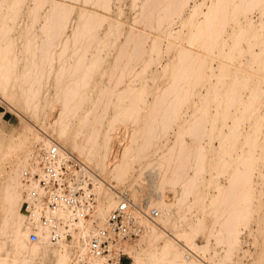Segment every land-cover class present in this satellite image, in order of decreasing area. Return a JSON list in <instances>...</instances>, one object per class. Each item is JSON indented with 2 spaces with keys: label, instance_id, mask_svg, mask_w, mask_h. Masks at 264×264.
Instances as JSON below:
<instances>
[{
  "label": "bare ground",
  "instance_id": "1",
  "mask_svg": "<svg viewBox=\"0 0 264 264\" xmlns=\"http://www.w3.org/2000/svg\"><path fill=\"white\" fill-rule=\"evenodd\" d=\"M73 1L78 3L79 0H33L32 8L28 9L31 18L30 29L21 36L23 47L18 52L13 45L14 38L9 34L10 29L20 22L23 0H12L9 5L6 4L7 0H0L2 28L0 89L4 92H15L16 96L22 99L27 110L37 111L40 107L59 105L60 109L53 119L59 135L71 141L72 149L78 156L97 162L102 173L107 171L108 176L121 184L135 168L136 163L142 165V159L148 156L152 148L157 154L161 151L155 161L150 160L147 163L148 167L154 165L157 169L154 168L155 170L152 171L157 173L155 179L160 189L155 193L158 209H154L157 210L158 215L153 220L140 217L139 209L145 211L151 209L149 206L152 199L148 206L145 202L134 200L127 192L135 206L132 214L141 227V232L137 236L138 241H143L147 236H153L152 240L160 236L157 220L161 217V213L165 216L161 218L162 222L167 223L171 219V212L176 202H166L163 199L164 187L169 186L172 190L180 187L181 196L176 201L184 207L183 205L190 202L189 197L192 195L193 198V195L198 193L200 185L204 184L205 173L212 167L207 154L216 151V147L208 149L203 145L202 141L205 137L210 139L218 137L221 146L219 145L217 151L224 152L229 157L234 151L239 150L236 141L243 139L245 144L241 147V151L248 153L249 156H244L242 153L241 159L236 158L235 168L231 170L226 180L227 184H218L219 192L217 197L212 199V203L218 202L222 205H218L212 212L214 222L221 219L225 240L232 245L237 239L241 220L247 218L250 213V209L244 205L252 193L251 172L254 167L252 154L257 146L259 151L264 153V132L262 143L257 145L264 125V117L259 112L264 101H262V80L253 79L250 74H244L240 78L239 71L232 69L225 60H231L236 54L241 53L243 51L241 44L246 42L249 48H252V45L260 46L258 53L253 55L256 64L261 68L264 67V22L258 25L249 19L250 16L248 17L256 8L264 15V0H204L201 3H197L198 0H140V14L134 20V25L124 33L118 50H115L114 59L104 73L106 75H103L107 78L95 83H92L91 77L95 69L100 66L101 52L93 53L92 59L89 60V49L82 46L104 42L103 39H97L96 33L107 18L96 13L98 11L95 9L92 11L80 8L76 25L73 26L71 34L67 35L65 30L70 26L71 15L77 8L74 6L76 4L73 5ZM110 1L83 0V4L91 3L93 6L110 9ZM135 1L138 0H132V3ZM191 2L193 4L190 6ZM46 7L48 10H45ZM241 18H243L242 22ZM177 21L180 23V29L173 31L172 26ZM38 24L39 33L33 30ZM228 26L232 27L230 32L226 29ZM120 27L119 22L111 21L109 31ZM150 29L158 30L165 35L167 50L172 51L174 55L161 70L156 72V75L166 78V82L159 86L155 85L153 90L142 84L137 89L135 82L138 76H142L152 61L157 60L162 49L159 38L152 37ZM171 38L177 39L178 43H172ZM149 42L150 54H154L155 57L151 59L150 56L140 72H136L137 68H134L133 63L136 58H143L146 53L145 45ZM183 43L197 44L206 51V54L187 48ZM214 60L217 61L215 68L212 66ZM213 76H216L214 83L211 82ZM225 78H229V81L224 82ZM122 85L124 87H121ZM203 86H206L207 94L211 93L214 102H217L221 108L220 117L224 121L231 120L227 132L223 131L224 128L215 127L219 116L218 114L210 116L208 111L210 100L206 96H200ZM50 89H54L55 94L49 95ZM244 89L249 90V97L245 101L240 96L241 90ZM135 90H138V94L151 93L152 100L148 102V99L142 96L135 101V95H131ZM221 93L224 94V99L217 100ZM249 118H254L251 130L241 134V127ZM118 123L130 124L131 131L128 134L129 140L121 149L113 150L112 140ZM47 124L49 125L50 122ZM179 124L182 128L174 144L163 149L159 141L168 137L169 129ZM46 127L45 130L48 129ZM25 133V139L30 133L32 134L30 137L32 144L27 146L25 139L19 143L14 142L7 147L4 158L0 159V172L2 175L5 173L4 182L2 181L0 187V206H6L0 231L11 229L17 255L15 258H18L17 260L22 264H29L30 258H33L30 253L39 251L40 237V242L47 243L44 245L46 248L50 247L48 244L58 245L53 249L52 254L55 255L57 264H66L64 243L71 250L69 263L76 253L85 251L86 238L96 229L91 231L88 229L93 222L92 218L99 217L104 220L115 201L112 192L104 187L103 180L98 179L99 186L96 189L99 198L98 204H95L96 176L86 164L92 172L94 204L89 216L91 219L87 218L88 220L76 224L69 241L61 238L50 243L42 234V230H36L38 239L35 242L28 240V244L25 243L24 237L32 227L19 207L25 191L33 184H25L21 174L24 169L37 171V164L52 142L47 137L32 131L30 127L25 129ZM34 145L36 147L33 148ZM110 155H114L115 160L106 170ZM6 164H9L7 170ZM221 166V170L225 171L227 164ZM214 222L207 225L201 220L199 230L208 228L212 231ZM130 241H123L115 248L125 255L126 250L135 248V245L129 247ZM193 246L197 251L203 249V246L194 244ZM2 248L3 244H0V250ZM185 251L168 241L156 264H200L192 250L187 253Z\"/></svg>",
  "mask_w": 264,
  "mask_h": 264
},
{
  "label": "rangeland",
  "instance_id": "2",
  "mask_svg": "<svg viewBox=\"0 0 264 264\" xmlns=\"http://www.w3.org/2000/svg\"><path fill=\"white\" fill-rule=\"evenodd\" d=\"M11 1L12 0H7L6 4L8 5L11 4ZM192 2L190 3V6L193 4ZM196 2L201 3L204 2V0H198ZM72 3L73 5L76 4L74 6H76L77 8L71 15L72 24L70 23V26L65 30L67 35L71 34L73 30V26L76 25V21L78 19V10L80 8H85L92 11L95 9L98 12L96 11L94 12L98 14H102L107 18V20L104 21V23L102 24V28L100 27L96 33L97 39H103L104 42L102 43L94 42L92 44L82 46L89 49L88 50L89 60L92 59L93 53L101 52L100 66L95 69V72L91 77V79L93 80L92 83H95L101 79L103 80L107 78V76H103V75H106L104 73L110 67L114 59L115 50L116 51L118 50L117 48L120 45V41L123 40L124 38V33L129 27L134 25L133 24L134 20L140 14L141 2L140 0L135 1L134 3H132V0H111L109 4V6H111L110 9H104L96 5L93 6L91 5V3L84 2L83 4V0H79L78 3L77 1L76 2L73 1ZM32 6H33V0H23L22 14L19 20L20 22L19 24L14 25L13 28L10 29L11 31L9 35L14 38L13 45L16 47V51L18 52L23 47L21 36H23L25 32L28 29H30L31 18L29 17L28 9L32 8ZM45 10H48V8L46 7ZM257 10L259 9L256 8L252 12H250L248 17L250 16L249 19L255 24L259 25L261 22H264V15L260 11L258 12ZM200 19H202V16H200ZM111 21L119 22L121 25L120 29H114L113 31H109V24ZM240 21L242 22L243 18H241ZM173 26H172L173 31L179 30L180 29L179 21L173 24ZM228 27L226 29L228 32H230L232 30V27L230 26ZM1 29L2 28L0 27V30ZM33 30L39 33L40 32L39 24L36 25V28H34ZM149 32L152 34V37L159 38L160 48H162L163 51L162 49L160 50V55L158 56L157 60L152 61L149 68L146 70L147 72L145 71L142 74L144 78H142V76H138L135 82V87L137 89L140 88L142 84L145 85L147 88L153 90L155 88V85L159 86L162 85L164 82H166V78L156 75V72L159 71V69L161 70L163 68L162 66H164L168 62V60H170L174 55L172 51L167 50L168 48L165 42L167 39L165 35L162 34V32L155 29L153 30L150 29ZM170 41L174 44L178 43L177 39L175 40V38H171ZM183 44L187 48H190L196 52L206 54V51L202 47H199L197 44H188V43H183ZM150 46H151L150 42L145 45L146 53L144 54L143 58L135 59L133 66L134 68L135 67L137 68L135 69L136 72H140L143 64L149 60L150 56H152L151 59L155 57L154 54H150ZM241 48L243 49L241 53L236 54L233 59L225 60V61L232 67V69L239 71L240 78L244 76V74H250L252 75L253 79L262 80L261 83L263 89L262 101H264V67L261 68L258 66V64H256L257 62L254 60V55H253L254 53H258V51L260 50V46L252 45V48H249V45L246 42H243L241 44ZM239 55H241L242 57ZM214 61L212 63L213 68L217 66L216 65L217 61L216 60ZM255 65L257 66L255 67ZM149 70L153 71V73ZM254 75L255 77H253ZM228 79L229 78H225L224 82L229 81ZM156 81L158 82V84H156L157 83ZM215 81H216V76L211 77V82L214 83ZM121 87H124V85H122ZM205 88L206 86L205 87L203 86V88H201L200 96H206L210 100V102L208 103V111L210 113V116L213 117L216 114H218L219 116L218 121L215 124V127L224 128L223 131L227 132L231 120L228 119L224 121V119L220 117L221 108L217 105V102H214L215 100L213 95L211 93L207 94ZM137 92L138 90H135L134 93H131V95L132 94L135 95V101L139 100L142 96H143L142 98L148 99V102L151 101L153 98L151 93L147 94V93L139 92L138 94ZM48 93L49 95H53L55 94V90L50 89ZM90 93L91 92H88V94ZM219 95L217 97V100L224 99L223 93ZM240 96L242 97L243 101L247 100L249 97V90L248 89L241 90ZM124 99L128 100V98H124ZM196 100H198L197 97ZM209 107L211 108V112ZM59 109H60L59 105H55L53 107L51 106L40 107L39 109H37V111L27 110L22 99L19 96H16L15 92L12 91L4 92L0 89V125H2L3 127L0 130V159L4 158V153L8 146L12 145L14 142L19 143L21 141H24L26 134L25 129L27 127H30L32 131H35L36 133H39L47 137L52 142H57L63 148L78 156L77 153L72 149L71 141H69L66 137H62L61 135H59L58 127L55 124H53V119L54 117L57 116ZM260 109H259L260 115L264 117V103L263 105H261ZM233 110L234 109H232V111ZM111 111H114V109H111ZM226 121H228L227 122L228 124H226ZM49 122L50 124L48 125L47 123ZM253 123H254V118L251 119L249 118V120L247 119L246 122L241 127L242 130L241 134H244L245 131L246 132L250 131ZM118 125L120 126V128ZM180 125L181 124L174 125L172 129L170 128L167 133L169 138L166 137L160 140L161 142L159 141L160 145L163 146V149H165L167 146L169 147L170 145L172 146V144H174L173 142H175L182 128L181 127L182 125L181 126ZM45 127L46 129L47 128L48 129L45 130L44 129ZM130 131L131 128H130V124L128 123H118L116 125V128L114 130V137L112 140L113 150L121 149L123 144H125V142L129 140L128 134L130 133ZM263 132H264V125H263V131L260 134V139L257 145L262 143ZM30 137H32L31 133L25 139L27 146H30L29 144H32L31 143L32 140ZM186 139L189 140L187 136ZM202 142L203 145L206 146L208 149L216 147L215 148L216 151H211L208 152L207 154L208 160L212 164V167L205 173L204 184L200 185L197 191L198 193L194 194L193 198L191 197L192 195L189 197L190 202L183 205L184 207H182V205L180 204H177L176 201V199H178L181 196V188L176 187L175 189H173L174 190L173 191L172 188L169 186L164 187L162 191L163 199L166 202H174V203L176 202L171 212L170 221L167 223L162 222L161 218L165 216L161 213V217H159V219L157 220L158 232L160 233V236L158 238H155V240L154 239L152 240L153 236H149V237L147 236L146 238L143 239V241L142 240L138 241L139 237H137L134 240H131L130 244L128 245L129 247L135 245L134 246L135 248H131L129 249L130 251L126 250L128 252L126 251L124 252L125 256L127 257L122 258L121 264H156L158 258L161 256L165 243H167L168 241H171L179 249H184V251L186 250L185 251L186 253L187 251L192 250L195 253L197 259L200 261V264H263L264 263V153L262 151H259L260 149L257 146L256 149L257 151L255 150L252 154L254 159L253 162L254 167H253V171L251 172L252 193H250L249 198L244 205L250 209V213L247 218L241 220L238 226L237 239L233 241L232 245H230L225 240V236H224L225 230L221 224L222 223L221 219L214 222L212 212L214 208H216L220 204L218 202L212 203V199L214 197L215 198L217 197V194L219 192L217 188L218 184L220 185L227 184L228 181L226 180H228V177L231 174V170L235 168L236 158L241 159L242 153L244 156L246 155L249 156V154L244 151H241V147L244 146L245 144L244 143L245 141L243 139L236 141L235 144L237 148L239 147L238 148L239 150L237 152L234 151L230 157L228 154H225L224 152L217 151V149L221 146L219 144L220 141L218 137H213L211 139L209 137H205ZM34 147L36 146L34 145L33 148ZM154 151L155 149L152 148L148 156L142 159L141 162L142 165L140 164L138 165L136 163L135 168L129 172V174L126 177V180L122 181L123 182L122 184L121 182L115 181V179L108 176L107 171L106 173L105 171L104 173H102L101 169H99L101 167L99 164H97V162L89 161L85 157L78 156L85 164H87L95 172V176H96L95 194H97L96 195L97 201L95 204H98V198H99L96 189L99 186L98 179H102L104 183V187L108 188L109 191L112 192L110 193L112 194L115 203L117 200L115 190L118 191L123 190L128 192L129 195L134 198V200L143 203L145 202L148 206L150 199H152L151 200L152 203L150 204L149 207L158 209L156 206L157 195L155 194L159 189V187H157V179H155L157 178V176L155 177L157 173H154V171H152L154 168L156 169V166L154 165H152L154 167L147 166L148 161L150 160L155 161L160 156L161 151H159L158 154ZM12 158L13 157H11V159ZM114 160H115L114 155H110L109 160L107 161L108 165L106 166V170L111 167ZM224 163L227 164V168H225L226 169L225 171L221 170L222 169L221 165H223ZM8 165L6 164V170L8 169L7 167ZM0 174L2 175L1 172ZM4 174L5 173H3L2 176L0 175V187L2 186L1 183L4 182L3 180ZM133 188L135 189L133 190ZM5 207L6 206H0V226L3 217L5 215ZM112 207H110L109 210L107 211L106 217L110 209H112ZM96 209H97V205H96ZM105 219L101 220L99 217L92 218L93 222L92 224L89 225L88 228L89 231L93 230L94 228H97L98 226H102L105 222ZM201 220H204L207 223V225H211V223L214 222L215 224L213 230L210 231V229L206 228L205 230L200 231L199 222ZM27 233L26 236L24 237L25 238L24 241L25 243L28 244ZM191 240L193 243L191 242ZM40 241H41V237H40ZM40 241H39L40 243L39 251L33 254L30 253V255L33 256V258H30L29 264H57L56 257L54 254H52V252L53 249L58 247V245L48 244L50 245V247L46 248V246L44 245H47V243ZM0 244H3V248L2 250H0V264H22L19 260H17L18 258H15L17 257V255L15 253L16 249L12 240V232L10 228H7L4 232L0 231ZM193 244L198 246H203V249L200 250L198 249L197 251L194 248ZM64 245L66 248V255H67L66 264H67L71 250L65 243ZM224 251H228L229 253L228 252L225 253ZM227 253L228 256L226 255Z\"/></svg>",
  "mask_w": 264,
  "mask_h": 264
},
{
  "label": "built area",
  "instance_id": "3",
  "mask_svg": "<svg viewBox=\"0 0 264 264\" xmlns=\"http://www.w3.org/2000/svg\"><path fill=\"white\" fill-rule=\"evenodd\" d=\"M91 170L74 153L57 142H51L37 164V171L24 170L21 178L32 183L24 193L19 210L31 230L27 239H38L36 230L50 243L71 239L75 225L89 218L93 209ZM116 203L108 212L105 223L86 238L84 252L76 253L68 264H121L127 257L115 247L138 236L141 227L132 214L134 204L126 191L115 190ZM140 217L153 220L156 209H139Z\"/></svg>",
  "mask_w": 264,
  "mask_h": 264
},
{
  "label": "crops",
  "instance_id": "4",
  "mask_svg": "<svg viewBox=\"0 0 264 264\" xmlns=\"http://www.w3.org/2000/svg\"><path fill=\"white\" fill-rule=\"evenodd\" d=\"M2 128H3L2 125H0V130H1Z\"/></svg>",
  "mask_w": 264,
  "mask_h": 264
}]
</instances>
